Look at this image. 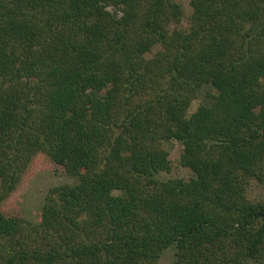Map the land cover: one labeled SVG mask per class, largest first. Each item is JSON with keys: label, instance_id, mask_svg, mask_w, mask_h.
Listing matches in <instances>:
<instances>
[{"label": "trees", "instance_id": "trees-1", "mask_svg": "<svg viewBox=\"0 0 264 264\" xmlns=\"http://www.w3.org/2000/svg\"><path fill=\"white\" fill-rule=\"evenodd\" d=\"M263 185L264 0H0V264H264Z\"/></svg>", "mask_w": 264, "mask_h": 264}, {"label": "rangeland", "instance_id": "rangeland-1", "mask_svg": "<svg viewBox=\"0 0 264 264\" xmlns=\"http://www.w3.org/2000/svg\"><path fill=\"white\" fill-rule=\"evenodd\" d=\"M112 10V8H109ZM201 102V97L195 99L192 103L190 111L193 112L197 109L199 103ZM164 147L170 151V157L174 162H177L181 146L177 142H168L164 144ZM180 175H184L185 171H180ZM170 174L162 172V177H169ZM77 182V178L70 175L64 174L62 172H56L55 170L43 167L36 164L34 171L23 184L21 189L15 194L7 203L17 206L23 217L32 223L39 222L40 214L42 211L43 204L45 202V197L48 191L60 184H74ZM252 196L264 200V185L254 186L252 189ZM176 248L174 246L165 250L160 264H172L175 260Z\"/></svg>", "mask_w": 264, "mask_h": 264}]
</instances>
